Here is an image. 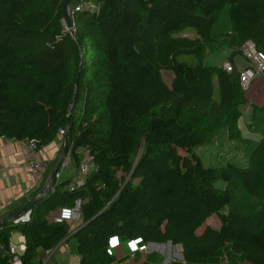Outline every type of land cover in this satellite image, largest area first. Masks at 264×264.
Segmentation results:
<instances>
[{
    "label": "trees",
    "instance_id": "trees-1",
    "mask_svg": "<svg viewBox=\"0 0 264 264\" xmlns=\"http://www.w3.org/2000/svg\"><path fill=\"white\" fill-rule=\"evenodd\" d=\"M84 1L72 0L70 9ZM63 6L0 0V136L34 140L40 151L67 129L75 161L87 148L97 169L80 187L59 179L29 222L0 227V264H11L1 246L9 247L13 232L25 237L23 264H44L38 250L71 237L80 264H111L118 237L180 245L184 260L169 264L215 259L226 246L242 256L238 264H264V137L247 166L205 165L195 151L224 132L242 137L248 100L240 70L206 58L225 47L241 54L248 40L264 51V0H97L96 9L75 10L76 35ZM227 6L232 28L215 33ZM184 27L197 36H178ZM164 70L172 71L171 84ZM78 198L81 224L51 219ZM214 215L218 227L206 224Z\"/></svg>",
    "mask_w": 264,
    "mask_h": 264
},
{
    "label": "crops",
    "instance_id": "crops-1",
    "mask_svg": "<svg viewBox=\"0 0 264 264\" xmlns=\"http://www.w3.org/2000/svg\"><path fill=\"white\" fill-rule=\"evenodd\" d=\"M225 48L223 49L225 50ZM227 49L229 52L232 51L230 48ZM206 62L208 64L223 66L221 63V65L219 63H209L207 58ZM236 62H238V65H236V63L235 67L238 70H241L246 65L241 62L239 56L236 59ZM263 91L264 75L255 78L248 88L245 89L248 100L246 110H250L252 107L253 116H255L257 111L262 110L264 112ZM64 146L65 137L63 138L59 135L54 142L36 152L35 155H32L29 151L27 140L10 139L0 136V204L2 205L0 207V220L13 216L17 211L23 212L24 207L37 198L40 195L42 188L45 186L50 173L47 174L46 171L40 176H33L29 168L30 160L35 157L41 158L44 156L48 158L49 163H51V161L59 157ZM79 151L81 152L82 150L80 149ZM66 159L67 166L63 169L60 180L73 179L78 168V163L70 152ZM6 199L9 201L5 202ZM55 212L50 214L51 218ZM69 223L72 228L79 224L78 222ZM218 226L219 225L215 227ZM15 235L18 237L17 239L14 238ZM71 238L63 241L52 251V254L49 257H47V251L39 249L38 252L40 257H43L44 264H80V256L77 253L76 240L75 242L71 241ZM11 242L13 244L21 243L25 250V237L22 233L13 232ZM138 243L139 242L123 237L114 238L111 242V248L114 250V254L109 258L111 264H169L173 260H184V255L183 258H180V254H183L180 245L169 244L168 242H149V248L141 251ZM176 246L179 247V249L175 248ZM221 251L218 253L217 258L210 261L218 262V260L221 261V258L225 260L226 255L230 258V264H234L237 259H242L241 255L228 252L227 247L224 248V253Z\"/></svg>",
    "mask_w": 264,
    "mask_h": 264
},
{
    "label": "rangeland",
    "instance_id": "rangeland-1",
    "mask_svg": "<svg viewBox=\"0 0 264 264\" xmlns=\"http://www.w3.org/2000/svg\"><path fill=\"white\" fill-rule=\"evenodd\" d=\"M232 28L230 16H229V8L228 6L220 12L218 15L217 22L214 27L215 33L227 32L230 31ZM178 36H187L190 38H194L197 36L196 29L193 27H184L177 33ZM227 48L220 49L216 52H212L208 50L207 59L209 63L214 64H223L225 60H230L234 65H238L236 59L239 56L241 62L243 64H247V60L241 57V54L234 55L233 53L229 52ZM234 60V61H233ZM220 64V65H221ZM239 67V66H238ZM173 77V73L170 70L163 71V79L167 84H171ZM250 93V92H249ZM264 96V91H263ZM214 97L216 100L220 99V87L218 79L214 78ZM248 102H246L243 106L244 113L242 114L238 126L241 129L242 137L239 140H229L227 138V133L224 132L214 141L196 147L195 151L201 157L205 165L209 166H223L228 162H233L241 166H247L249 164V156L252 150L256 147L258 142L264 137V112L262 110L257 111L255 116H253V108L251 107L250 110H246V106ZM184 152V151H183ZM182 152V153H183ZM143 150L141 149L137 156L136 161L141 157ZM226 184L223 180L215 181V185L219 187H224ZM211 226L220 225V220L218 216L214 215L209 218L206 222ZM203 228V227H202ZM202 228L200 230H202ZM17 239V235L14 236ZM71 241L75 242V238H71ZM227 251L231 252L230 246H226ZM179 249V247H175ZM224 253V249L221 251ZM39 259V258H37ZM226 259V258H225ZM209 260H201L197 264H222L223 262L219 261H210ZM235 261V260H234ZM226 263V262H225ZM239 259H237L234 264H238Z\"/></svg>",
    "mask_w": 264,
    "mask_h": 264
},
{
    "label": "built area",
    "instance_id": "built-area-1",
    "mask_svg": "<svg viewBox=\"0 0 264 264\" xmlns=\"http://www.w3.org/2000/svg\"><path fill=\"white\" fill-rule=\"evenodd\" d=\"M96 9L97 8V0H85L77 7H75L76 11L81 9ZM75 10L71 9V13L75 12ZM74 14V13H73ZM241 56L247 60V64L244 68L239 71V79L240 84L243 89H247L250 83L257 78L258 76L264 75V51L259 49L255 41L248 40L240 47ZM226 71L233 72L235 70V65L230 60H226L222 66ZM67 129H60L59 135L63 138ZM28 148L32 155H35L37 150L36 142L34 140L28 141ZM83 159L78 164V168L75 174V177L72 180L70 188L80 187L84 185L86 176L91 173L93 170L97 169L96 163L93 161L90 156V152L87 148L82 149ZM49 159L42 156L41 158L35 157L32 158L29 162V168L33 176H40L44 174L49 168ZM67 166V159L63 161L60 170L57 173V181L61 178V174L63 169ZM9 200L6 199L5 202ZM83 199L78 198L72 206H65L58 209L54 215L52 216V220L55 222H78L81 224L82 222V205ZM2 205L0 204V207ZM31 220V215L29 212H22L20 216L16 219L15 223H25ZM78 224V225H79ZM3 250V254L10 257L11 264H23L22 253L24 252L23 246L21 243L13 244L10 243L9 247L1 246ZM149 248L148 243H144L139 247L141 251ZM53 250L47 251L49 257L52 254ZM108 253L110 255L114 254V250L110 247L108 249Z\"/></svg>",
    "mask_w": 264,
    "mask_h": 264
},
{
    "label": "water",
    "instance_id": "water-1",
    "mask_svg": "<svg viewBox=\"0 0 264 264\" xmlns=\"http://www.w3.org/2000/svg\"><path fill=\"white\" fill-rule=\"evenodd\" d=\"M72 0H64V6H63V12H64V23L66 25V28L73 34L76 35V24L74 22V18H73V13H71V9H70V3ZM71 111V110H70ZM69 137L66 136L65 137V146L64 149L62 150V152L60 153L56 164L54 166V168L52 169L48 180L45 184V186L42 188L40 195L35 198L34 200H32L31 202H29L25 207L23 212H29L30 215H32L35 205L36 203H38L41 199H43L45 197V195L47 194L48 190H50L51 188H53L56 184H57V173L60 170V167L63 163V161L65 160V158L68 155L69 152ZM21 212H18L16 214H14L13 216H10L8 218H5L3 220H0V227H3L4 225L8 224V223H15L16 219L20 216ZM169 244H171V241H168ZM140 246L144 244L143 241H140L138 243ZM180 258H183V254H180Z\"/></svg>",
    "mask_w": 264,
    "mask_h": 264
}]
</instances>
